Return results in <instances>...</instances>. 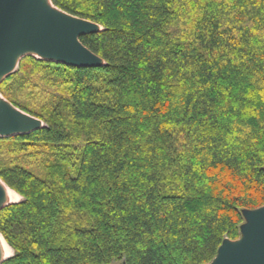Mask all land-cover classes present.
I'll list each match as a JSON object with an SVG mask.
<instances>
[{
    "label": "trees",
    "instance_id": "1",
    "mask_svg": "<svg viewBox=\"0 0 264 264\" xmlns=\"http://www.w3.org/2000/svg\"><path fill=\"white\" fill-rule=\"evenodd\" d=\"M104 62L27 54L0 94V264H208L264 205V0H50Z\"/></svg>",
    "mask_w": 264,
    "mask_h": 264
},
{
    "label": "water",
    "instance_id": "2",
    "mask_svg": "<svg viewBox=\"0 0 264 264\" xmlns=\"http://www.w3.org/2000/svg\"><path fill=\"white\" fill-rule=\"evenodd\" d=\"M100 29L97 23L68 14L47 0H0V81L27 54L76 67L103 65L80 40ZM42 126L39 118L0 97V136L25 134ZM4 197L0 186V209L6 205ZM243 218L240 236L225 239L208 264H264V205L243 210Z\"/></svg>",
    "mask_w": 264,
    "mask_h": 264
},
{
    "label": "bare ground",
    "instance_id": "3",
    "mask_svg": "<svg viewBox=\"0 0 264 264\" xmlns=\"http://www.w3.org/2000/svg\"><path fill=\"white\" fill-rule=\"evenodd\" d=\"M49 4H51L50 0H47ZM0 186L2 187L4 191V202L3 204L11 203V202H16V200H13L14 195H18L16 192H14L12 189L6 187L4 184L1 183L0 181ZM7 248L11 247L6 243L2 235L0 234V261H3L5 258L9 257L10 255H6Z\"/></svg>",
    "mask_w": 264,
    "mask_h": 264
},
{
    "label": "rangeland",
    "instance_id": "4",
    "mask_svg": "<svg viewBox=\"0 0 264 264\" xmlns=\"http://www.w3.org/2000/svg\"><path fill=\"white\" fill-rule=\"evenodd\" d=\"M0 97H2V95L0 94ZM6 100V99H5ZM1 181V180H0ZM1 183L2 184H4L2 181H1ZM5 185V184H4ZM6 186V185H5ZM7 187V186H6ZM9 188V187H8ZM15 192V191H14ZM21 199V196L18 194V195H14L13 196V200H16V202L17 201H19ZM12 203V202H11ZM12 249H10V248H7V252H6V255H12ZM8 258V257H7ZM6 259V258H5Z\"/></svg>",
    "mask_w": 264,
    "mask_h": 264
}]
</instances>
